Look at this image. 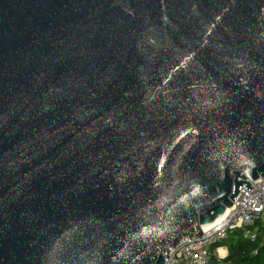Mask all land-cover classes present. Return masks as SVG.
<instances>
[{
    "label": "water",
    "instance_id": "obj_1",
    "mask_svg": "<svg viewBox=\"0 0 264 264\" xmlns=\"http://www.w3.org/2000/svg\"><path fill=\"white\" fill-rule=\"evenodd\" d=\"M258 177L264 0H0V264H167Z\"/></svg>",
    "mask_w": 264,
    "mask_h": 264
},
{
    "label": "built area",
    "instance_id": "obj_2",
    "mask_svg": "<svg viewBox=\"0 0 264 264\" xmlns=\"http://www.w3.org/2000/svg\"><path fill=\"white\" fill-rule=\"evenodd\" d=\"M253 184L249 190L245 184L240 186L222 219L203 229L201 238L180 244L170 254L167 264H230L225 259L226 253H222L219 244L215 243L237 227L254 238L258 227L249 232L247 226L255 221L264 223V177H258Z\"/></svg>",
    "mask_w": 264,
    "mask_h": 264
},
{
    "label": "trees",
    "instance_id": "obj_3",
    "mask_svg": "<svg viewBox=\"0 0 264 264\" xmlns=\"http://www.w3.org/2000/svg\"><path fill=\"white\" fill-rule=\"evenodd\" d=\"M256 226L258 231L254 238L237 227L215 243V245H226L228 252L225 259L229 260L230 264H264V223L255 221L249 224L246 229L251 232Z\"/></svg>",
    "mask_w": 264,
    "mask_h": 264
},
{
    "label": "bare ground",
    "instance_id": "obj_4",
    "mask_svg": "<svg viewBox=\"0 0 264 264\" xmlns=\"http://www.w3.org/2000/svg\"><path fill=\"white\" fill-rule=\"evenodd\" d=\"M222 217H223V214H222L221 216H218V217L215 219L214 222H212V223H210V224L203 225V226H202V229H207V228H209L210 226L214 225V223H216L217 221H219L220 219H222ZM220 251H221V248H220ZM222 252H224V251L222 250Z\"/></svg>",
    "mask_w": 264,
    "mask_h": 264
},
{
    "label": "crops",
    "instance_id": "obj_5",
    "mask_svg": "<svg viewBox=\"0 0 264 264\" xmlns=\"http://www.w3.org/2000/svg\"><path fill=\"white\" fill-rule=\"evenodd\" d=\"M219 246H220V248H221V252H222V250H223L224 252H222V253H226V254H227L228 250H227L226 245H224V244H219Z\"/></svg>",
    "mask_w": 264,
    "mask_h": 264
}]
</instances>
